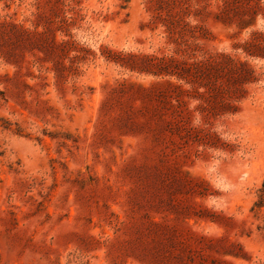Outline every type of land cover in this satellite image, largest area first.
<instances>
[{
    "label": "rangeland",
    "instance_id": "obj_1",
    "mask_svg": "<svg viewBox=\"0 0 264 264\" xmlns=\"http://www.w3.org/2000/svg\"><path fill=\"white\" fill-rule=\"evenodd\" d=\"M0 264H264V0H0Z\"/></svg>",
    "mask_w": 264,
    "mask_h": 264
},
{
    "label": "trees",
    "instance_id": "obj_2",
    "mask_svg": "<svg viewBox=\"0 0 264 264\" xmlns=\"http://www.w3.org/2000/svg\"><path fill=\"white\" fill-rule=\"evenodd\" d=\"M224 10V8H221V12ZM177 24L180 26V38L181 42L184 47V52L190 55L191 51H197V49H201V43L196 42L197 40L201 39V36L198 34L199 30H201V27L198 25H191L190 22H187L186 17L182 16L177 22ZM243 27V26H241ZM190 33V34H188ZM193 38L192 40L189 38ZM193 58L196 57V52L192 56ZM170 60L172 62H175L180 66L179 70L177 72H174L173 70L169 69L167 71L168 75L175 76L181 81H185L186 83H193L195 79H199L200 74L198 73L200 71V64L207 62V60H184L179 61L175 57H171ZM210 61V60H209ZM213 61V58L211 59V62ZM171 84V83H169ZM175 88L182 90V92H186L183 85H174Z\"/></svg>",
    "mask_w": 264,
    "mask_h": 264
}]
</instances>
